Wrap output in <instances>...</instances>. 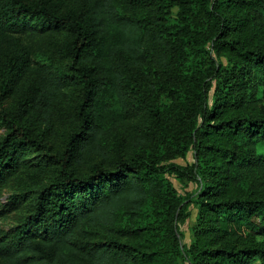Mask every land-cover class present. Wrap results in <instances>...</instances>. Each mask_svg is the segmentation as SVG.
<instances>
[{"label":"trees","instance_id":"16d2710c","mask_svg":"<svg viewBox=\"0 0 264 264\" xmlns=\"http://www.w3.org/2000/svg\"><path fill=\"white\" fill-rule=\"evenodd\" d=\"M120 3L140 4L150 12L146 17L126 15L118 9ZM176 3L185 22L186 1ZM263 5L264 0H212L204 11L213 31L212 47L231 52L245 65L264 68V47L245 40L249 24L245 9L259 10ZM165 12L163 0H84L76 13L57 9L49 0H0V44L12 53L0 65L2 92L27 69L29 48L12 36L24 31L25 17L68 32L66 50L76 72L54 77L47 86L20 98L14 108L0 110L7 128L0 143V185L19 167L26 149L47 147L54 128L55 96L64 87H80L65 148L61 155L49 156L59 166L57 175L37 191L12 242L0 246L7 255L19 258L31 248L45 264H170L169 254L178 246L174 223L184 219L179 204L168 207L161 224L163 246L155 244L151 234L155 226L141 221V212L150 196L165 190L161 175L180 174L183 169L176 164L155 165L140 153L107 148L110 133L123 132L122 125L142 109L148 108L163 127L158 104L139 92V82L148 45L163 51L178 49L159 33ZM223 102L225 116L205 107L198 113L200 124L189 128L195 158L213 180L202 196L189 264H238L254 255L264 257L263 248L247 242L218 246L226 234L252 223L251 217L262 224V232L257 231L264 234V196H243L234 185L240 166L264 162L251 150L256 142L264 143V113L234 112L229 100ZM94 155L104 162L91 163L87 171L85 163ZM83 231L97 236L81 244L77 237Z\"/></svg>","mask_w":264,"mask_h":264},{"label":"rangeland","instance_id":"374dc122","mask_svg":"<svg viewBox=\"0 0 264 264\" xmlns=\"http://www.w3.org/2000/svg\"><path fill=\"white\" fill-rule=\"evenodd\" d=\"M49 1L57 9L76 13L84 0ZM163 1L166 12L162 15L159 33L169 45L178 49L163 51L156 44L148 45L147 64L139 82V92L149 102L158 104L163 127H158L148 108L142 109L122 125L123 132L110 133L107 148L113 151L117 147L124 154L140 153L155 165L176 164L183 169L180 174L166 171L161 175L165 190L148 198L141 221L152 222L155 244L163 246L161 224L166 220L168 207L179 204L184 219L174 223L178 246L169 254V259L170 264H189L199 230L202 196L213 182L207 169L195 158L189 128L200 124L198 113L202 108L225 116L226 113L221 112L227 107L224 100L232 103L234 112L264 113V68L245 65L231 52L212 47L213 31L204 16L212 0H185L188 6L185 22L180 19L176 0ZM118 9L126 15L141 17L150 12L140 4L125 6L120 3ZM245 11L249 17L246 44L264 47V5L259 10L246 8ZM24 22V31L12 36L20 45L29 48L27 69L8 90L2 92L0 89V110L4 111L14 108L20 98L32 95L39 86H47L50 79L76 74L66 50L68 32L28 17ZM153 40L156 38L150 37V41ZM11 56L9 48L0 44V65ZM203 85L208 87L206 92ZM79 95L80 87L68 86L55 96L52 102L54 128L47 147L26 149L19 167L8 173L1 183L0 246L12 242L16 226L33 208L37 191L57 175L59 166L49 156L61 155L65 148L68 132L75 122L74 108ZM6 132V124L0 120V143ZM251 150L264 159V143L256 142ZM93 162L104 161L98 155L90 156L84 168L88 171ZM234 185L243 196H264V162L240 166ZM222 196L224 191L220 198ZM250 220L252 223L226 234L218 246L247 242L264 249V234L257 231L262 224L255 217ZM96 236L95 232L83 231L77 238L83 244ZM40 256L31 248L24 250L19 258L0 249V264H45ZM238 264H264V257L254 255L246 263Z\"/></svg>","mask_w":264,"mask_h":264}]
</instances>
